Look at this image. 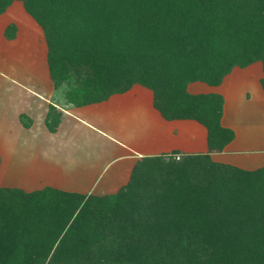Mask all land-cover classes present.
I'll use <instances>...</instances> for the list:
<instances>
[{"label":"trees","instance_id":"trees-1","mask_svg":"<svg viewBox=\"0 0 264 264\" xmlns=\"http://www.w3.org/2000/svg\"><path fill=\"white\" fill-rule=\"evenodd\" d=\"M14 1L0 0V16ZM20 1L44 30L56 85L76 76L70 104L141 85L165 119L204 124L210 153L234 139L223 97L188 87L264 69V0ZM0 264H264V167L172 154L141 159L106 196L0 187Z\"/></svg>","mask_w":264,"mask_h":264},{"label":"crops","instance_id":"crops-1","mask_svg":"<svg viewBox=\"0 0 264 264\" xmlns=\"http://www.w3.org/2000/svg\"><path fill=\"white\" fill-rule=\"evenodd\" d=\"M49 52L41 25L14 1L0 16V187L106 196L129 183L141 159L172 154H211L245 170L264 167L261 62L236 67L219 86L189 85L193 95L223 97L221 125L235 132L222 151L210 153L204 124L165 119L153 92L141 85L101 102L70 104L66 85L52 78ZM54 118L59 125L52 132L47 122ZM28 157L34 162L22 164ZM14 166L23 172L16 174Z\"/></svg>","mask_w":264,"mask_h":264},{"label":"rangeland","instance_id":"rangeland-1","mask_svg":"<svg viewBox=\"0 0 264 264\" xmlns=\"http://www.w3.org/2000/svg\"><path fill=\"white\" fill-rule=\"evenodd\" d=\"M57 54H58V49H57V47L55 46V48H54V53H53V67H54V70H55V72L57 73L58 72V69H60L59 68V58H58V56H57ZM264 70V69H263ZM76 82H77V79H76V76H74V77H72V80L71 81H67V83H65V85H66V87L64 88V90H66V91H72L71 90V88L73 89V87L75 86V84H76ZM70 89V90H69ZM29 158V157H28ZM23 161V162H22ZM22 161H21V163L23 164V163H28L29 161H31V159L29 158V159H23L22 158ZM16 162L17 163H20V160H16ZM34 161H31V163H33ZM23 168H19V167H16V166H14L13 167V170L16 172V174L17 173H22L23 172V170H22ZM10 183H12V182H10ZM13 184H16L15 182H13ZM87 186V185H86ZM91 187V185L89 186V188Z\"/></svg>","mask_w":264,"mask_h":264}]
</instances>
